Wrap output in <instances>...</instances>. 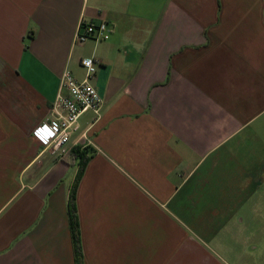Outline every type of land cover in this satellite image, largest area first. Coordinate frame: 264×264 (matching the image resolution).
Segmentation results:
<instances>
[{"label": "crops", "instance_id": "obj_1", "mask_svg": "<svg viewBox=\"0 0 264 264\" xmlns=\"http://www.w3.org/2000/svg\"><path fill=\"white\" fill-rule=\"evenodd\" d=\"M100 21L106 40L75 44ZM88 57L101 117L65 146L94 152L83 264H225L204 244L219 234L242 242L235 264H264V0H0V264H75L78 162L32 132Z\"/></svg>", "mask_w": 264, "mask_h": 264}, {"label": "built area", "instance_id": "obj_2", "mask_svg": "<svg viewBox=\"0 0 264 264\" xmlns=\"http://www.w3.org/2000/svg\"><path fill=\"white\" fill-rule=\"evenodd\" d=\"M110 30L105 21L95 24H80L74 36L75 44H83L88 40L96 43L106 40ZM84 78L79 81L68 71L60 77L59 90L51 106L50 120L34 128L32 136L51 152H59L63 157L69 150L66 144L71 132L77 129L79 119L86 111L94 114V122L101 117L102 99L90 80L95 76L99 60L95 57L83 58L80 62ZM87 139V145L90 142Z\"/></svg>", "mask_w": 264, "mask_h": 264}, {"label": "trees", "instance_id": "obj_3", "mask_svg": "<svg viewBox=\"0 0 264 264\" xmlns=\"http://www.w3.org/2000/svg\"><path fill=\"white\" fill-rule=\"evenodd\" d=\"M93 153H94L93 150H91V148L89 147L76 146L71 150H69L67 154L62 157L63 159H66L71 156L72 158L76 159L78 162V171L69 193L68 205H67V213L69 219V227H70V233H71V239L73 245L75 264H83V253L81 248L79 221H78L76 202H75L76 189L84 173L86 165L91 155H93Z\"/></svg>", "mask_w": 264, "mask_h": 264}, {"label": "rangeland", "instance_id": "obj_4", "mask_svg": "<svg viewBox=\"0 0 264 264\" xmlns=\"http://www.w3.org/2000/svg\"><path fill=\"white\" fill-rule=\"evenodd\" d=\"M189 225L190 223L187 222ZM207 241L204 244L211 250L219 260L225 264H235L237 262L234 252L236 254L243 253V244L238 240H231V234H219L215 239L209 237L205 238ZM233 251V256L231 252Z\"/></svg>", "mask_w": 264, "mask_h": 264}]
</instances>
